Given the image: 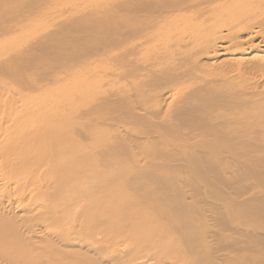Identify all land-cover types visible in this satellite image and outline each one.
Instances as JSON below:
<instances>
[{
    "label": "bare ground",
    "instance_id": "6f19581e",
    "mask_svg": "<svg viewBox=\"0 0 264 264\" xmlns=\"http://www.w3.org/2000/svg\"><path fill=\"white\" fill-rule=\"evenodd\" d=\"M219 1L223 2V4H228L230 10H227L226 13L220 12L219 9L221 6ZM233 1L120 0L121 29H119L117 34H114L112 31L108 32L111 30L108 27L109 30L107 33H112L109 38L107 37V40H109L108 43L120 45L121 48L120 52L112 56V58L115 59L113 61L119 63V66L117 64L119 72H116V75H119V79L122 80L120 82L121 93L119 94L116 89V91L111 90L105 92L106 94H100L101 92H99V94L94 96L89 102L90 106L77 114L79 121H83V114L86 116L88 115L91 120L95 117L97 120L93 108L111 106L114 114L107 119L122 122L127 121V123H133V126L134 124L136 126L142 125V129H139L137 133L140 135L139 137H141V139L142 137L148 139L152 137L150 135L153 133H159L160 128L170 127V132H172L171 130L173 129H171V127L176 128V126H182V124L185 123V119L190 117L191 108L194 106L201 107L200 105H203L206 100L205 93L207 90L204 92L205 88L203 89L202 87L187 89L185 86V82L192 78L201 60H206V63L210 62V64H215L219 56H224L225 58L223 57V61L231 59L237 61H251L253 68L264 72V17L252 14L251 18L248 17L249 15H241L242 18L245 17L244 19H236L234 16L226 17L225 15L231 14L230 12H233L237 6L239 8V2L237 6H234L235 4L233 5ZM260 1L264 4V0ZM119 2H116V4ZM116 4L113 7L118 10L119 4ZM255 4L259 5V0H255L254 5ZM114 12L120 14V12ZM238 12L244 13L243 11H236V13ZM220 13H224V16L220 17ZM108 20L110 19L108 18ZM105 22H107V20ZM92 26L89 28H92ZM106 26L108 25H105V27ZM77 32L79 33L80 31ZM241 35L243 40L240 39ZM117 36L118 39L115 38ZM112 38H114V40ZM83 46H85V44ZM94 47H92V49H94ZM75 49L74 51H76ZM105 50L106 49H104L103 52L108 56L107 54L109 52L107 53ZM97 53L100 55L102 52L99 54L97 51ZM75 54H73V56ZM79 54L81 55V51ZM77 58L78 57H76L75 60V66L79 72V69H81V61L79 62ZM93 62L96 63L94 65L95 67H92L95 70L100 63L97 61ZM117 62H115V64ZM117 66L115 65V67ZM100 67L102 68V66ZM45 72L42 74V76L44 75V79H41V77L39 81H50V74H45ZM47 72L52 73V71ZM12 73L14 74L15 72ZM78 76L82 78L81 73H79ZM9 77L10 76H6V78L10 79ZM95 77L101 78L97 75H95ZM28 79L30 78L28 77ZM2 80L3 79L0 78V87L4 86L1 91L8 85L13 86V81L12 84H8L7 81ZM20 81H22L21 78ZM26 81L27 80H25V82ZM62 82L63 81H60V83ZM113 83L115 85L116 81L114 80ZM107 85H110L109 82ZM9 86L8 88H10ZM6 91L9 92V89H6ZM53 91L51 90V92ZM3 92L0 96L4 95ZM11 92L15 93V91L12 90ZM51 92H49V94ZM83 93L84 92H82V94ZM15 94L18 95L17 93ZM25 96L31 99V96ZM77 97H79L78 94ZM82 98L84 99L85 97ZM57 99L59 100V98ZM2 101V106H0V264H264L263 226H248L243 228L244 230L237 227L238 230L235 229L236 232L233 230L232 226L230 228L232 230L230 231H234L233 233L235 234L227 235L222 225L217 221L219 230L216 232L214 229L216 232V242L213 243V245L215 244V247H213V245L197 246L199 245V238L195 246L191 244L192 242H188L193 236L191 233L195 230L193 228L196 227V224L192 223L193 220L191 221L189 219L188 221V218H186L187 220L185 219L187 216L185 215L184 205L187 204L183 205V197L180 198L182 190L180 192L179 189L182 188V185L185 187V182L187 180L185 177L190 178L187 183H195L193 181L197 179L205 182V184L209 182V184L215 185L231 182L233 183V187H231L234 188V191L231 192L234 196V208L243 210L249 218L264 219V188H262L264 186L262 185V189L252 188L250 192H248L251 181L249 182V187H246L247 180L250 181L254 176L252 172L255 173L261 168L263 169V173L259 172V175L255 173V175L258 176L256 177L258 179H255L257 181L263 178L264 175V165H262L264 159L263 161L260 159L258 163L256 162L259 166L255 164V161L253 162L250 160V155L253 151L259 152L261 151L260 149H263L260 145H254L251 139L254 137L256 141L264 137V134L262 135L264 130L260 127L253 128L250 116H247L249 121L245 125L244 122L247 121L248 118H240V116H237L234 117L235 120L233 119L238 123H235L234 127L218 128L216 127L218 125L211 126V129H207L209 130L206 132L207 134L205 133V136L202 135L205 137L203 139L206 140H198L199 142L193 144L194 152L192 151L189 154H185V150L179 151V149H175L178 143L185 142V137L182 138V136H179V141H175L171 144L168 143L169 145L167 148L163 150L160 148V154L151 156L152 158L150 157V159H147L145 158L147 153L145 154L144 151V159L137 160L134 158L136 154L133 153L135 149L131 148V150L129 146L124 143L127 141V138L130 139L128 142L135 139L132 138L134 132L133 134L126 132L125 135L129 133V137L127 136L126 139V136L120 135L119 137V134H116L119 137L117 145L119 146L118 150L111 148L113 149L111 151L108 147L109 151L107 147L104 148L105 144L103 146L99 145L97 147L98 149L89 153L87 151L90 150L84 148L86 145L83 147L85 143L81 142V149L83 148L87 151H83L85 153L82 152V154L81 152L80 154L76 153L75 157L73 155L65 159L66 155L61 152L62 148L65 153H67V150L61 143L60 146L62 147L58 145L57 148V145H54L56 147L55 149L52 145L54 142L52 141V146L48 147L45 145V148L48 147L46 150H38L41 149L40 145L42 142L40 144V140L38 141L37 139L39 136L37 135L40 134L41 137V132L47 130L46 136L43 135V138L45 139V137H47L48 139L51 137L52 140L53 134L48 131H50L49 129H51L50 127L53 125L48 129L47 126L44 128L45 130L42 129L43 131H40V127H37L38 129H36L40 131L38 134L37 130L35 131V129L30 128L34 126L28 127L25 123L22 129L27 132V135L19 136L20 132H18L19 135L13 134L12 137H10L11 131L16 125L15 123L18 121L17 118H19V116L17 118L11 117L12 113H10V106H6L8 105L5 103L6 99ZM19 102L20 101H18V103ZM33 103H35V106L38 105L37 100L31 103L32 106ZM260 103L264 110V94L262 95V99H260ZM8 108H10V110H8ZM32 108H34V106ZM194 108H192V111ZM31 112L27 114L30 115ZM35 112L36 110L31 113L32 116H34ZM13 113H15V111ZM22 113L24 114V111ZM72 114L74 113L72 112ZM35 115L36 117L34 118L36 119L37 115L39 117V115L41 116L44 114ZM46 117L48 119L47 115ZM53 120L56 119L54 118L50 121L52 122ZM22 122H24V120ZM232 122L233 121L229 123ZM53 123L55 122L53 121ZM186 124H184V128ZM200 124L202 123L200 122ZM17 125L19 126V124ZM54 125L56 126V124ZM246 125L248 128L247 131L243 129V126ZM152 126H154V128H152ZM41 128H43V126H41ZM59 129L61 128L59 127ZM98 130L101 129L98 128ZM98 130L96 126H94L91 134L87 131L90 136L89 139L86 140L92 138L94 142L99 135ZM70 131H72V129ZM188 131H190L189 128ZM55 132L57 133V131ZM105 132L106 130L103 131V133ZM185 132L186 130L182 131L180 135L184 136ZM222 132L226 136H221L223 135ZM191 133L194 132L192 131ZM227 133L231 134L229 138L227 137ZM21 134H23L22 131ZM61 135H59L60 139H62L61 137H63L64 134ZM67 135H69V133ZM84 135L86 137V134ZM206 135H208V137L212 136L208 139ZM27 136H29V138H27ZM53 136L55 137V134ZM135 136L137 137V135ZM57 137H55L54 140H57ZM225 137L227 138L225 139ZM255 137L257 138L255 139ZM73 138V142L78 143L79 139L77 138L76 141L75 137ZM73 138H71V140ZM114 139L117 140L116 138ZM224 139H228L229 143L225 142ZM51 140L48 139L47 141ZM223 140L225 144H227L221 147L219 143L220 141L224 143ZM37 141L40 145L37 143V145H35L34 142ZM67 141L69 145L70 142H72L69 141V139L66 140V142ZM87 142L90 143V141ZM119 142L121 145H119ZM209 145H215L214 147L218 150L222 149V152H226L227 157L231 159L229 160L232 163L231 165H233V163L237 164L238 162L235 169H233L232 166V179L237 178L235 179L236 181L234 180L235 184L231 181V176H228V174L223 175L219 173L220 171H216L215 173V169L222 164L218 165V161L221 159L225 160V156L222 158L223 156L220 157L219 153L217 154L219 156L213 157L214 154L211 156L210 150H206V147H211ZM72 146H74V144ZM124 146L129 148L130 151L126 150L125 153ZM51 147H53V149H51ZM66 148L68 149V146ZM94 148H96V146H94ZM57 149H61L59 150L60 152H58ZM78 151L79 149L77 152ZM87 153L90 155L88 154L87 156ZM116 153H118L119 156ZM120 153L123 154V157H125L124 153L133 156L124 159L120 156ZM208 154H210V156ZM82 155L84 156L82 157ZM85 156L86 158L83 159ZM115 158L116 160L117 158L120 160L114 161L113 159ZM39 161H42L41 163L46 166L44 168L42 166L40 167H42L47 174L45 173L42 175L44 171H40L38 167H36ZM141 161L144 162L141 163ZM260 161H262V163ZM185 162L188 164H186L187 168L189 166L190 170L193 171L195 175L193 173H188L189 170H186ZM254 164L258 169H256L257 167L254 166ZM250 165H253V169L256 168L253 170ZM260 165L263 167L260 168ZM177 167L181 168L180 171L178 170L179 168L174 169ZM250 169L252 175L250 174ZM260 175H262V177H259ZM222 184L220 186H222ZM227 185L224 186L227 187ZM217 186L220 187L219 185ZM228 188L231 190L230 187ZM141 190H143L142 194L140 193ZM247 192L250 194L245 197ZM135 194L138 195L137 197L141 198L140 204V199L137 200L138 198ZM237 198L241 199L237 200ZM222 201L225 200L223 199ZM144 203H147L146 206L142 205ZM232 210L233 209H231V211ZM195 217L197 218L198 216ZM203 217L205 216L201 215V219ZM224 217L222 216L219 218L218 216L219 220L222 219L220 222L224 221L223 225L227 224L225 222H227L228 219L232 224V219L230 220V218L233 217H228L227 220H223ZM203 220L202 222L205 223L206 221L204 222ZM196 221L197 220H195V222ZM261 225L264 224L262 223ZM207 231L208 234H210L209 230ZM197 234L195 235L197 236ZM122 245L124 248L119 250V246L122 248Z\"/></svg>",
    "mask_w": 264,
    "mask_h": 264
},
{
    "label": "rangeland",
    "instance_id": "374dc122",
    "mask_svg": "<svg viewBox=\"0 0 264 264\" xmlns=\"http://www.w3.org/2000/svg\"><path fill=\"white\" fill-rule=\"evenodd\" d=\"M119 1L120 0H0V72H2V73H0V78L3 79L2 81H7L8 84H12L14 82L12 84L13 86L8 85L12 89L8 88V86H7L3 90L4 92L1 91L2 87H4V86L0 87V95L2 92L5 95V96L4 95L0 96V106H2L1 101L6 99L5 103L8 105H6V104H4V105L10 106V108H11L10 113H12L11 117L17 118L19 116V118H17L18 121L15 123L16 125L13 127V129L11 131L12 133L10 134V137H12L13 134L19 135L18 132H20L19 136L27 135V132L22 129L23 126H25V125H23L25 123L27 124L26 126H28V127L34 126V127H30V128L35 129V131L39 127L41 128V126H43V128H41V129L39 128V130L43 131V130H45L44 128H46L47 126H48L47 129H48L51 125H53L52 127H50L51 129H49L50 131H48V132H51V134H53V135L55 134V137L58 136L57 140L56 139L54 140L55 137L52 135L53 139L51 140V137H50L48 139H50L51 141H47L48 140L47 137H45L46 140L43 138V135L46 136L47 130H45V132H41L42 138L40 137V134H39L40 131L37 130V132L39 134L37 136L40 137V138L38 137L37 139H38V141L40 140V144H41V142H42V144L40 145L38 143V141L34 142V143H35V145H37V144L40 145L41 149H38L39 151L40 150L44 151V150H46V148H48L52 145L56 149V147L58 148V145L60 146V143H61V145L62 146L64 145L65 149L67 150L66 151L67 153H65V152H63V148H62V152H61L62 154L66 155L65 156V159H66L67 157L69 158V156H73V155L75 157L76 153L80 154V152H81V154H82L83 151L86 152L88 149L90 151L91 150L92 151L91 152L87 151V152L92 153L95 149H98L97 147L99 145L103 146L106 144L104 146V148L107 147V149H108V147H109V149L111 151L113 149L118 150L119 146H117V145H118V139H119L120 135L124 136V137L126 136L125 137V139H126L129 133L133 134V132H134V135H132L133 137L132 136L131 137L135 138V139H132L131 140L132 142L131 141L128 142V140H130V139L127 138V141H125L124 143H126L130 149L131 148L135 149V151L133 150L134 151L133 153L136 154L134 158L139 160V159H144L143 157L146 153H147V155H145V158H147V159L148 158L150 159L151 156H156V155L160 154L161 149L163 150V149L167 148V146L169 144H171L175 141H179L178 140L179 136L180 137L182 136V138L185 137V142L178 143L175 146L176 147L175 149H177V150L179 149V151L185 150V154H189L192 151L194 152L193 144H195L199 141H202V140H206V139H203L205 137H203L202 135H204L207 131H209L207 129H211L213 126H216V125H218V126H216L218 128H220V127H222V128L234 127L235 123H236V121H234L235 120L234 117H237V116H240V118L241 117L248 118L247 116H250V120H251V123L253 125V128L260 127L262 130H264V110H263V107L260 103V99H262V95L264 94V72L258 71L257 69L253 68V66H252L253 64L251 61H237L234 59L223 61V59L225 58L224 56H219V58L217 59L218 63L216 61L215 64H210V62H208V61H207L208 63H206V60H201L200 65L194 71V75L192 76V78H190L187 82H185V86L187 89L188 88L189 89H196V88H200V87H202L203 89L205 88L204 92H205V90H207V92L205 93V96H206L205 99L208 100V101H206L204 99L205 101H204L203 105H200L201 107H197V106L196 107L194 106L195 108L192 107L196 111L194 109L192 111V108H191L192 114L190 113V117H188L190 120L188 118H186L187 119V121H186V119H185L184 124H186L188 122L185 125V128H184V124H182V126L181 125L176 126V128L171 127V129L174 130V131L171 130L172 132H170V127L160 128L159 133H157V134L153 133L152 135H150V136H152L151 137L152 139L150 137H149L150 139L149 138L147 139L146 137H144V138L142 137V139H141V137H139L140 135L137 132L139 131V129H142V125H137L138 126L137 127L135 124L133 126V123H131V124H130V122L127 123V121L122 122V121H115V120L113 121V120L107 119L108 117H110L111 115L114 114L113 109H111V106H100L98 108H95L96 110L93 108L94 113H96L97 120L95 117L93 119L94 120L93 121L90 119V117H88V115L86 116L85 114H83L82 115L83 116L82 118H84L83 121H79L77 114H79V112H81L82 110H85L86 107H89L90 106L89 102L94 98V96H97L99 94V92H101L100 94H106L105 92L116 89V90H118L119 94L121 93L120 82L122 80L119 79L120 78L119 75H116V72H119V67H118L119 63L117 61H115V62H117L115 64V62L113 61L115 59L112 58L113 55L120 52L121 48H120V45H113L112 43H108L109 40H107V37L109 38V36L111 35L112 32L114 34H117L119 32V29H121L120 28L121 27V24H120L121 23V21H120L121 20V10H120V2ZM116 2H119V3L116 4ZM238 2H239V8L237 6ZM254 2H255V0H236V1L234 0L232 3H233V5L235 4L234 6H237V8H235V10L233 12L231 11L230 12L231 14H229V15L226 14L225 16L226 17H228V16L233 17L234 16L236 19H240V18L244 19L245 18V17L242 18L241 15H249L248 17H250V18L252 15H255V16L261 15V17L262 16L264 17V7H263L264 4H262V2L260 0H259V5L258 4L254 5ZM115 4L116 5L119 4L118 10H117V8L113 7V6H115ZM219 4L221 6V8L219 9L220 12L226 13L227 10H230V7L228 4H223V2H221V1H219ZM224 5H226V6H224ZM112 9H114V10H112ZM88 10H89V12H88ZM110 10H111V12H110ZM107 11H109L110 13ZM114 11L120 12V14L116 13ZM236 11H243L244 13H241V12L236 13ZM256 12H258V13H256ZM224 13H220V17H223ZM88 14H89V16H88ZM78 16H79V18H78ZM108 18L110 20H108ZM103 20H105V21L107 20V22H105ZM249 20H251V19H249ZM105 25H108V26H106L107 28L105 27ZM91 26H92V28H89ZM103 27H105V28H103ZM108 27L111 30H109ZM113 27H114V29H113ZM116 27H118V28H116ZM77 31H80V32L78 33ZM107 31L108 32L112 31V32L107 33ZM72 32H74V33H72ZM78 35H79V37H78ZM243 37H244V34H243ZM243 37L241 35L240 39L243 40ZM115 38L118 39V36ZM112 39L114 40V38H112ZM84 44H85V46H83ZM107 45H108V48H107ZM91 46L92 47L95 46L96 49H95V47H94V49H92ZM74 49L76 51H74ZM104 49H106L105 51L107 53L109 52L107 54L108 56H106V53L103 52ZM80 51H81V55L79 54ZM97 51L99 52V54L101 52L102 53L100 55H98ZM111 51H113L114 53ZM76 52H78V53L75 54ZM73 54H75V55L73 56ZM76 55H78V56H76ZM76 57H78L77 59L79 60V62L81 61L80 62L81 69H79V72L75 66ZM82 60H83V63H82ZM93 61H97L98 63L101 64V65L99 64L95 70L92 68L96 64ZM2 62H3V64H2ZM117 64H118V66H117ZM115 65L117 67H115ZM88 66H90V67H88ZM100 66H102V68ZM43 71L44 72L46 71L45 74H50V76H51L50 81H52V82H50L49 80H47V81L45 80L46 82L44 80L39 81V78H41V77H42L41 79H44V77H43L44 75L42 76V74L44 73ZM47 71H50V72L52 71V73H48ZM12 72H15V73L13 74ZM79 73L82 74V76H81L82 78H80L78 76ZM11 75H12V77H11ZM20 75H22L23 77ZM95 75L100 76L101 78L99 79L98 77H95ZM6 76L7 77L10 76L9 77L10 79L6 78ZM28 77L31 80L28 79ZM12 78H13V80H12ZM20 78L23 81V83H22V81H20ZM85 78H86V80H85ZM15 79H17V80H15ZM25 80H27L26 81L27 83L25 82ZM29 80L31 83L29 82ZM114 80L116 81L115 85L113 83ZM60 81H63V82L60 83ZM108 82L110 85H107ZM48 83H49V85H48ZM36 86H38L39 88ZM51 86H52V88H51ZM53 86H54V88H53ZM48 87H50L51 89ZM77 87H81V88H77ZM6 89H9V92L6 91ZM11 90L15 91V93H17L19 96L16 95L14 92H11ZM51 90L52 91L54 90V91L51 92ZM57 90H58V92H57ZM48 91L51 92L52 94L51 93L49 94ZM7 92L10 94H8ZM82 92H84V93L82 94ZM6 93H7V97H6ZM33 94H35V95H33ZM77 94L79 97H77ZM25 95L31 96V99H29L30 97L25 96ZM63 95H65V96H63ZM48 96L51 100L48 98ZM59 96H61V97H59ZM26 97H28V98H26ZM82 97H85V98L83 99ZM53 98H55V99H53ZM57 98H59L60 101ZM45 99H46V101H45ZM31 100H32V102L37 100L38 105L35 106V103H37V102H35V103H33L34 108H32L33 106L31 105V103H32ZM229 100H231V101H229ZM18 101H20V102L18 103ZM26 101L28 103L29 102L30 103L28 104ZM44 101H45V103H44ZM53 101H55V102H53ZM15 102H17V103H15ZM199 102H197V103H199ZM26 104L29 106H27ZM42 105L44 106V108ZM10 108H8V110H10ZM19 109H20V111H19ZM34 109L36 110V112L34 113V116H32L31 113H33L35 111ZM39 109H41V110H39ZM44 109H45V111H44ZM74 109H75V111H74ZM65 110H67V111H65ZM14 111H15V113H13ZM23 111H24L25 115L22 113ZM41 111H42V113H41ZM29 112H31L30 115L27 114ZM45 112H46V114H45ZM72 112L74 114H72ZM35 114H44V115H41V116L39 115V117L37 115V118L35 119L34 118V117H36ZM46 115L48 116V119H47ZM191 115H192V118L194 115L193 119L191 118ZM195 116H197V117H195ZM31 117H33V118H31ZM51 117H54L56 119V120H53L55 123H53V121L52 122L50 121L51 119H54ZM103 118H105V119H103ZM32 119H35V120H32ZM23 120H24V122H22ZM59 121H61V122H59ZM231 121H233L234 123L233 122L229 123ZM248 121H249V118L247 121L244 122V125L246 123H248ZM62 122L66 123V124H64ZM200 122L202 124H200ZM45 123H48V124H45ZM111 123H113V124H111ZM17 124H19L20 127ZM38 124H39V126H38ZM42 124H44V125H42ZM54 124H56L57 127ZM109 124H110V126H109ZM212 124H214V125H212ZM236 124H238V123H236ZM192 125H194V126H192ZM76 126H77V128H76ZM85 126H86V128H85ZM94 126H96L97 130H98V128L101 129V130H98L99 135L97 136V138L94 142L92 141V138L90 140H86V139H89V136H90L89 134H91L92 129H94ZM225 126H227V127H225ZM59 127L61 129H59ZM78 127H80V128L82 127V128L80 129ZM196 127H197V129H196ZM19 128H21V129H19ZM152 128H154V126H152ZM188 128L191 132L193 131L194 133H191L190 131H188ZM71 129H72V131H70ZM243 129L247 131V129H248L247 125L243 126ZM52 130H53V132H52ZM104 130H106L105 133H103ZM185 130H186L185 134L187 137L185 136V134H184V136L180 135L181 132L185 131ZM21 131L23 132V134H21ZM55 131H57L58 134L59 133L64 134L63 135L64 138L61 137L62 139H60L59 135H61V134L58 135ZM87 131H89V134L87 133ZM65 132L67 134L69 133L70 136L67 135ZM126 132H129V133L127 135H125ZM189 132H190V134H189ZM43 133H45V134H43ZM83 133L86 134V137ZM177 133H178V135H177ZM231 133H233V132H231ZM71 134H73V135H71ZM116 134H119L118 135L119 137ZM263 134L264 133H262V135ZM65 135H67L69 141H72V142L74 141L73 137H75L76 141L78 138L79 139L78 143L77 142L76 143L70 142V145H69L68 141L66 142V140H68V139H67V136H65ZM135 135H137V137ZM159 135H160V138H159ZM229 135L231 136L230 133H227L228 138L230 137ZM189 136H191V137H189ZM206 136H207L206 138L210 139V137L212 135L210 137H208V135H206ZM221 136H226V135L223 133V135H221ZM65 137H66V139H65ZM161 137L163 138V140ZM227 137H225V139ZM27 138H29V136H27ZM58 138L60 139V141ZM71 138H73V139L71 140ZM114 138H116L117 140H115ZM189 138H190V140H189ZM195 138H197V139H195ZM256 138L257 137H255V139ZM224 140H223V142H224ZM52 141L54 142V144H52L53 143ZM56 141H57V143H56ZM87 141H90L91 144L88 143ZM98 141H99V143H98ZM252 141H253L254 145H257V146L260 145V147L264 149V137L257 139L256 141L254 140V137H253L251 139V142ZM81 142L85 143L83 145V147L86 145V147H84V148H87V150H84L83 148L81 149V147H82ZM225 142L229 143V140L227 139V140H225ZM225 142L222 143L220 141L219 145H221V147H223L224 145L227 144V143L225 144ZM162 143L164 145L166 143V145L164 146ZM66 144L68 146V149L66 148L67 147ZM73 144H74V146H72ZM77 144L79 145V147ZM87 144L89 145V148H88ZM110 144L113 146H111ZM45 145L48 147L45 148ZM54 145H57V146L55 147ZM119 145H121L120 142H119ZM132 145L135 147H133ZM62 146H60V147H62ZM91 146L93 148H94V146H96V148L93 149ZM209 146H211V147L210 148L206 147V150L207 149L210 150L211 156H212V154H214L213 157L220 155V157L223 156L222 158H224V156H225V160L221 159L220 160L221 162L218 161V165L221 163L222 164L219 165V167H217L215 169V173H216V171L217 172L220 171L219 173H221L223 175L228 174V176H231L230 178L232 179L233 178L231 175V174H233L232 173V166H233V169H235V166L238 165V162H237V164L233 163V165H231L232 163H231V161H229L231 159L229 157H227L226 152L225 153L222 152V149L218 150L216 147H214L215 145H209ZM53 147H51V149H53ZM70 147H72V148H70ZM73 147H74V149H73ZM124 147H125L124 152L126 153V150H129V148H127L126 146H124ZM77 148L79 149L78 152H77V150H78ZM111 148H113V149H111ZM182 148H183V150H182ZM213 149L217 152H215ZM263 149H260L261 151H259V152L253 151L252 154L250 155V160H252L253 162L255 161L256 165L260 159L262 161L264 159V150ZM59 150H61V149H59ZM59 150L57 149L58 152H60ZM206 150H204V151H206ZM144 151H145V154H143ZM85 152H83V153H85ZM89 153H87V156ZM114 153H115V151H114ZM118 153H116V154L118 155ZM125 153H124L125 157H123L122 156L123 154L120 153V156H122V158H124V159H126L127 157L129 158V156L130 157L133 156V155H130L129 153H128L129 155H126ZM218 153H219V155H217ZM210 154H208V155L210 156ZM83 156L84 155H82V157ZM85 158H86V156L83 159H85ZM254 159H256L257 161ZM113 160L115 161L116 158ZM119 160L120 159L117 158L116 161H119ZM122 161H123V159H122ZM262 161H260V162L262 163ZM41 162L42 161H39V163H41ZM143 162L144 161H141V163H143ZM239 162H241V161H239ZM260 162H259V164H260ZM39 163L37 162L38 166H36V167H38V169L40 171H42L43 168L46 166H44L42 163L41 164H39ZM191 163H192V161H191ZM186 164L187 163L185 162V168H187V165H188V164L187 165ZM255 164H254V166H256ZM262 165H264V163ZM40 166H42L43 168ZM250 166L252 167L253 165H250ZM257 166H259V165H257ZM261 167H263V166L260 165V168ZM178 168L179 167L174 168V169H178ZM222 168H224V169H222ZM180 169L181 168H179L178 170L180 171ZM251 169H253V167ZM251 169H250V174H251ZM256 169H258V167ZM261 169L258 170V172L255 170L256 171L255 173L256 174L258 173V175H259V172L263 173V169L262 170ZM186 170L187 171L189 170L188 173H193V171L190 170L189 166ZM186 170H185V172H186ZM45 173L47 174V172L44 171L42 173V175ZM252 173L254 175L253 178H251L252 174L251 175L249 174L251 176L250 177L251 179H250V181L247 180V186L246 187H249L248 186L249 182L252 181L250 184L251 185L250 188H248V192H250V189H252V188L253 189L264 188V187H262V185L264 186V184H262V183H264V181H263L264 175L262 174L263 178H260L263 180L259 179V181H257L255 179H258V178H256L258 176L255 175L254 172H252ZM262 175H260L259 177H262ZM185 176H186V173H185ZM185 179H187L185 182V187H184V185H182V188H179L180 192L182 190L180 198L183 197L182 198L183 205L187 204V205H184L185 215L187 216V217H185V219L188 218V221H189V219L191 221L193 220L192 223L196 224V227L193 228L196 231L194 230L191 233V234H193V236L190 239V241H188V242H192L191 244H193V246L197 245L196 242H198V241H199V243H198L199 245H197V246H200V245L210 246L216 242V240H215L216 234L215 233L219 230V224L217 223V221L222 225V227L224 228V231L227 235L235 234L233 232L234 231L236 232V230H238L237 227H239L241 229L246 228L248 226H252V227L253 226H255V227H258V226L262 227L263 226L264 227V225H261L262 223L264 224V219L262 220V219H258V218H249V217H247L245 212H243V210H240V209L238 210V209L234 208L235 207V205L233 203V197L234 196L231 193L232 191H234V188H232L233 183H231V182L227 183L229 186L225 183L224 184L221 183L222 186H220L221 184H217L220 186V187H218L215 184H211V183L209 184V182H206V184H205V182H202L198 179L197 180L194 179L195 181L192 180L195 183H189V182L187 183V181L190 178L185 177ZM235 179H237V178H234L231 180L234 182V184L236 181ZM260 181H261V183H260ZM255 184H256V186H255ZM224 185L225 186L227 185V187H225ZM228 187H230L231 190ZM147 189H148V187H147ZM129 191H131V190H129ZM227 191H229V192H227ZM248 192L246 193L245 197H247L248 194H250ZM140 193L142 194L143 190H141ZM224 195H226V196H224ZM137 196L138 195H136V197ZM137 198H136L137 200L140 199V201H139V204H140L141 198L140 197H137ZM222 198L225 201H222L223 200ZM228 198H230V199H228ZM241 198H237V200L241 199ZM219 203H220V205H219ZM146 204L147 203H144L142 205L146 206ZM224 209H225V211H224ZM231 209H233V210L231 211ZM218 210H219V212L221 211L220 214H219ZM242 212H243V214H242ZM197 213H198V215H197ZM199 213H200V215H199ZM228 213H229V216H228ZM201 215L205 216V217H203L204 220H203V218L201 219ZM190 216L192 219L190 218ZM195 216H198V217L196 218ZM214 216H215V218H214ZM218 216H219V218L222 216L223 217L225 216L224 218H226V219L223 218V220H227L228 217L229 218L233 217V218H230V220L232 219L231 222L233 225L230 223L229 219L227 222H225L227 224L223 225L224 221L220 222V220H222V219L219 220ZM254 219H255V221H254ZM195 220H197V221L195 222ZM202 220L204 222L206 221L207 223L206 222L203 223ZM200 221H201V223H200ZM213 221H215V222H213ZM257 221L259 222L260 225L258 224ZM202 225H203V227H202ZM231 227L234 230L233 232L230 231V230H232V229H230ZM214 229L216 232L214 231ZM207 230H209L210 234H208ZM224 231H223V233H224ZM195 234H197V236ZM194 235L196 236V238ZM236 236H237V234H236ZM198 238H199V240H198ZM194 242H195V244H194ZM214 245H213V247L216 246V245L215 246ZM202 246H200V247H202ZM123 248L124 247L122 245V248H120V246H119L118 249L120 250Z\"/></svg>",
    "mask_w": 264,
    "mask_h": 264
}]
</instances>
